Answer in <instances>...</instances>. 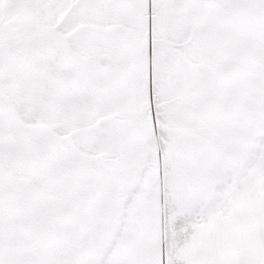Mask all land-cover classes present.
<instances>
[{"label":"snow or ice","instance_id":"obj_1","mask_svg":"<svg viewBox=\"0 0 264 264\" xmlns=\"http://www.w3.org/2000/svg\"><path fill=\"white\" fill-rule=\"evenodd\" d=\"M0 264H264V0H0Z\"/></svg>","mask_w":264,"mask_h":264}]
</instances>
